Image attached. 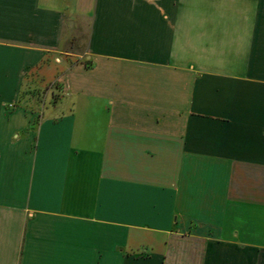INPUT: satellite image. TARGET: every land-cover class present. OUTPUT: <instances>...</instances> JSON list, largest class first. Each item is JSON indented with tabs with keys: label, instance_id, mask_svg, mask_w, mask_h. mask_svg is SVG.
Returning <instances> with one entry per match:
<instances>
[{
	"label": "crops",
	"instance_id": "obj_1",
	"mask_svg": "<svg viewBox=\"0 0 264 264\" xmlns=\"http://www.w3.org/2000/svg\"><path fill=\"white\" fill-rule=\"evenodd\" d=\"M0 264H264V0H0Z\"/></svg>",
	"mask_w": 264,
	"mask_h": 264
},
{
	"label": "rangeland",
	"instance_id": "obj_2",
	"mask_svg": "<svg viewBox=\"0 0 264 264\" xmlns=\"http://www.w3.org/2000/svg\"><path fill=\"white\" fill-rule=\"evenodd\" d=\"M37 95L39 96V97H38V98H39V100H40V99H42V97H43V94H42V93H40V92H39V93L35 94V95H34V96H35V98L37 97Z\"/></svg>",
	"mask_w": 264,
	"mask_h": 264
}]
</instances>
